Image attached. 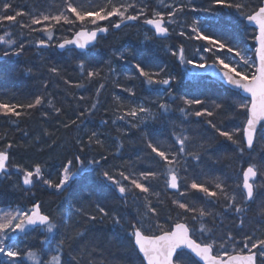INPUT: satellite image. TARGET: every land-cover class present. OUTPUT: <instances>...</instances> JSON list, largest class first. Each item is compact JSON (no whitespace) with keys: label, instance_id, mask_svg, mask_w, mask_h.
I'll return each instance as SVG.
<instances>
[{"label":"snow or ice","instance_id":"1","mask_svg":"<svg viewBox=\"0 0 264 264\" xmlns=\"http://www.w3.org/2000/svg\"><path fill=\"white\" fill-rule=\"evenodd\" d=\"M207 3L208 6L203 7L193 6L192 0H187V3L181 0L179 4L176 0H156L155 6L150 7L145 0H53L47 8H36L33 11L20 10L5 0L0 5V29L3 30L0 45L4 46L0 52L2 57L20 56L26 46L24 37H27L37 49L55 48L73 54L79 61L77 67L84 82L73 84L67 79L63 82L69 89H79L85 87V82L104 79L100 70L92 69L84 63L83 53L90 52L91 47L98 43V37L102 39L111 30L136 26L134 22H139L149 26L152 39H167L176 34L188 41L201 42L199 47H193L197 53H209L211 64H208L203 55L200 56L199 63L187 59L182 44L176 51L169 50L184 65L200 70L213 69V76L235 89L232 95L238 100L227 107L222 103L200 107L205 104L204 100L177 97L173 94L175 78L170 74L164 75L163 70L148 71L141 63H135L132 67L143 77V82L153 89V94L166 95L169 98L171 103H158L161 115L173 111L171 105L180 99L183 106L178 111L184 120L195 117L193 122L207 124L213 130L214 136L218 135L234 145L243 158L246 149L254 148L258 130L264 133V0H207ZM223 9L230 10L234 19L238 17L240 21L255 26L257 34L254 39L258 46L255 47L254 58L247 55V49L208 31L209 21L222 15ZM188 12H202L206 15L189 22ZM57 32H71V36L62 35L56 38ZM36 33L42 34L41 38H37ZM117 59L127 58L121 53ZM109 70L112 71L111 68ZM49 71L60 77L57 67H50ZM105 86V83L100 82L95 93L96 99L90 106L84 112L78 113L77 119H71L70 123L65 121L62 126L67 129L76 125L80 117L93 115ZM117 87L129 96L136 95L132 88L118 84ZM85 99V96H79L80 101ZM114 101V114H119L115 115L112 123L120 120L137 127L149 118H156L151 109L143 104H124L119 97H114ZM45 107L52 109L57 117L63 114L62 107L56 106L47 95L40 94L26 104L0 102V117L18 123L21 117H30L38 111L48 118L50 113L44 111ZM239 115L243 116L242 127L239 128L228 130L218 126L216 122L225 116L232 119ZM103 123L107 125L109 121L104 120ZM44 135L49 136L51 133L45 130ZM145 143L149 150L148 167L141 168L138 172H102L103 179L115 186L125 201L131 196L133 202H139L138 207H142V211H138L134 222L126 229L140 264H264V232L260 229L245 231L246 214L257 201V214L264 221V192H261L264 189V161H256L255 157L246 161V166L240 169L241 179L233 188L223 176L202 173L204 178L201 179L200 176L188 174L191 162L194 161L199 166L206 145L201 143L197 146L186 129L176 131L174 128L168 143L145 133ZM77 144V153H84L86 149L94 146L100 149L104 147V142L95 131L88 137L87 143L78 140ZM15 147L17 145L12 142L0 145V176L10 178L12 174H19L20 182L16 187L25 192H31L42 183L56 193L63 194L77 177L104 168L103 162L108 160L102 154L99 159L75 154L71 159L65 158L59 178L53 182L46 178L45 170L39 163L31 168L13 165L10 162V150ZM119 147L122 145H118ZM162 177L165 189L173 191L169 216L164 222H161L160 211L156 207L157 203H162L161 193L157 191ZM212 207H218L222 211L213 212L210 210ZM78 211L90 221L97 219L95 214L84 212L83 209ZM172 211L175 212L174 218ZM96 212L101 219L109 216L99 205ZM229 214H235L238 218L236 227L240 235L228 230L218 236L216 218ZM112 220L120 224V218L113 216ZM190 222L198 224L199 228ZM54 231L58 232V225L51 215L42 210L41 203L33 201L30 208H0V257L4 258L0 259V264H24L25 259L31 264H63L59 253H54L48 261L43 258L46 255H42L43 244L47 242V236L41 241V250L24 252L12 243L21 234L24 237L34 232L50 235ZM63 243L62 241L59 248H63ZM189 254H193L198 260L193 261ZM76 264H80V261L76 260Z\"/></svg>","mask_w":264,"mask_h":264},{"label":"trees","instance_id":"2","mask_svg":"<svg viewBox=\"0 0 264 264\" xmlns=\"http://www.w3.org/2000/svg\"><path fill=\"white\" fill-rule=\"evenodd\" d=\"M4 2L5 0H0V5ZM7 2H11L20 10L35 11L36 8H47L53 0H7ZM145 2H148L150 7L156 4V0ZM180 2L181 0H176L177 4ZM183 2L187 3V0ZM192 3L193 6H208L207 0H192ZM221 12L222 15L217 19L209 21L208 31L222 36L230 43L234 42L241 48L255 50V31L250 29L245 21H240L238 17L234 19V14L230 13V10L223 9ZM205 15L202 12L187 13L189 22ZM135 24L136 26L111 30L100 40L97 48L84 54V63L92 69L100 70L104 79L85 82L83 88L69 89L63 82L64 79L73 84L84 82L77 67L79 61L68 52L61 54L55 48L38 50L27 37H24L26 46L20 56L3 57L4 60L0 63V102L26 104L36 95L45 94L56 106L63 108L62 116H55L52 109L45 107L44 111L50 113L48 118L37 111L30 117H21L18 123L0 117V145L6 142L17 145L10 150L12 152L10 162L13 165L31 168L39 163L45 170L46 178L56 182L65 158L71 159L75 154L86 155L89 159L94 156L99 159L101 154L108 157V160L103 162L104 168L77 177L63 194L56 193L42 183L31 192H25L22 188L16 187L20 182L19 174H12L10 178L0 177V208H30L35 201L41 203L42 210L51 215L58 225V232L54 231L50 235L34 232L24 240L13 241L17 249L24 252L41 250V241L47 236V242L43 244L42 250V255L46 253L43 255L46 261L51 260L54 253H59L63 264H76V260H79L80 264H140L126 229L134 222L142 207H138L139 202L134 203L131 196L125 201L115 186L103 179L102 172L105 170L138 172L141 168L148 167L149 150L146 148L145 133L168 143L174 128L176 131L186 129L197 146L201 143L206 145L199 166H196V162H191L188 174L200 176L201 179L204 178L202 173L223 176L233 188L241 179L240 169L246 166V161L252 157H255L256 161H264V133L260 131L251 155L246 149L244 157L241 158L235 146L218 135L214 136L213 130L207 124L193 122L195 117L184 120L178 111V108L183 106L180 99L171 105L173 111L160 114L158 103L169 101V98L166 95L153 94V89L143 82V77L135 71L133 64L141 63L148 71L163 70L164 75L170 74L175 78L173 94L177 97L204 100L205 104L200 107H211L214 103H222L227 107L238 98L232 95L233 92L208 78L190 77L184 70L187 65L171 55V51H176L182 44L188 58L195 50L193 46L199 47L201 42L188 41L176 34L167 41L152 39L151 33L144 25L139 22ZM0 35H3L2 29ZM55 35L56 38L62 35L70 37L71 32H57ZM35 36L41 38L42 34L36 33ZM3 47L0 45V49ZM121 53L126 60L117 59ZM201 55L207 59L208 64L212 63L210 54L205 52L197 53L194 59L197 63L200 62ZM253 55L254 58L255 53ZM0 56L2 57V52ZM53 66L60 70V77L63 79L49 71ZM100 82L106 86L101 91L95 113L80 117L76 125L65 129L62 126L63 122L70 123L71 119H77V114L84 112L96 99L95 93ZM117 84L132 88L136 95L129 96L126 92L120 91ZM81 95L86 97L84 101L79 100ZM114 97H119L124 104L131 106L143 104L151 109L156 118H149L137 127L120 120L112 123L115 115L119 114H114ZM104 120H108L109 123L105 125ZM242 121V115L232 119L225 116L216 120L218 126L228 130L242 127ZM45 130L51 135L45 136ZM93 131L104 142L103 149L94 146L92 149H86L84 153H77V141L83 140L87 143ZM118 145L122 147L118 148ZM162 180L163 177L157 187V191L161 193L162 203H157L156 207L160 211L161 222H164L169 216L173 191L166 190ZM261 192H264V189H261ZM97 205L103 207L109 216L101 219L96 212ZM78 209L97 215V219L88 220ZM210 210L222 211L218 207H212ZM258 210L259 201L252 204L251 210L246 214L245 231L260 229L264 232V221L257 214ZM171 215L174 218L175 212L172 211ZM113 216L120 218V224L113 222ZM66 220L68 223H65ZM168 223H171V220H168ZM190 223L199 228L198 224ZM216 223L218 236L228 230L237 236L240 235L236 227L239 220L235 214L217 217ZM62 241L64 243L61 249L59 246ZM191 259L195 261L192 257ZM24 264L31 262L25 259Z\"/></svg>","mask_w":264,"mask_h":264},{"label":"water","instance_id":"3","mask_svg":"<svg viewBox=\"0 0 264 264\" xmlns=\"http://www.w3.org/2000/svg\"><path fill=\"white\" fill-rule=\"evenodd\" d=\"M247 23V22H246ZM247 26H249L250 28H252L253 30H255V26L254 25H251V24H248L247 23ZM146 27H149V26H146ZM256 31V30H255ZM257 32V31H256ZM171 37V36H170ZM170 37L169 38H167V39H164V38H157V39H159V40H168V39H170ZM101 38L100 37H98V42H99V40H100ZM97 45H98V43L95 45V47H91V50H93L94 48H96L97 47ZM255 46H258V45H256V42H255ZM57 51L59 52V53H61V54H63V53H65V52H62L61 50H59V49H57ZM77 51H79V50H77ZM86 53V52H85ZM2 61V59L0 58V62ZM213 69H211V68H208V69H205V70H200V69H196V68H193L192 66H189V68H188V70H187V72H188V74L190 75V76H192V77H204V78H208V79H210V80H212V81H215V82H217V83H219L220 85H222L224 88H226L227 90H229V91H231V92H235L236 90L235 89H232L230 86H228L227 84H225V83H223L217 76H213L212 75V73H213ZM241 95H243L242 93H241ZM259 131V130H258ZM258 134V133H257ZM256 142V141H255ZM255 142H254V147H255ZM254 149V148H253ZM253 149L252 150H247L248 152H252L253 151ZM195 261L196 260H198V258H196V257H194V255L193 254H189ZM200 264H202V262H200Z\"/></svg>","mask_w":264,"mask_h":264},{"label":"rangeland","instance_id":"4","mask_svg":"<svg viewBox=\"0 0 264 264\" xmlns=\"http://www.w3.org/2000/svg\"><path fill=\"white\" fill-rule=\"evenodd\" d=\"M253 53H255V50L250 49V48L247 49V55L253 57V56H254ZM196 56H197V52H195V50H194L193 52H191V55L188 56L187 59H191V60L193 61V63H197V62H194V59H196ZM13 235H15V234H13ZM27 237H28V236H27ZM24 238H26V237H24L23 234H21L20 237H18V238L16 239V241H17L18 239H23V240H24ZM0 258H1V257H0Z\"/></svg>","mask_w":264,"mask_h":264},{"label":"bare ground","instance_id":"5","mask_svg":"<svg viewBox=\"0 0 264 264\" xmlns=\"http://www.w3.org/2000/svg\"><path fill=\"white\" fill-rule=\"evenodd\" d=\"M245 23H246V21H245ZM246 24H247V23H246ZM248 27H249V26H248ZM249 28H250V27H249ZM250 29H252V28H250ZM252 30H253V29H252ZM254 31H255V30H254ZM255 33L257 34L256 31H255ZM38 50H45V49H38ZM46 50H48V49H46ZM56 51H57V49H56ZM57 52H58V51H57ZM192 52H193V51H192ZM58 53H59V52H58ZM87 53H88V52L83 53V55H84V54H87ZM0 58L2 59V61H1L0 63H2L4 59H3V57H1V56H0ZM194 62H196V61L194 60ZM191 77H192V76H191Z\"/></svg>","mask_w":264,"mask_h":264}]
</instances>
